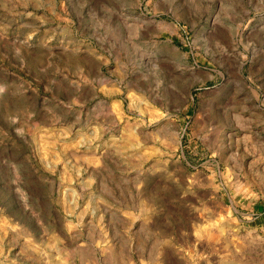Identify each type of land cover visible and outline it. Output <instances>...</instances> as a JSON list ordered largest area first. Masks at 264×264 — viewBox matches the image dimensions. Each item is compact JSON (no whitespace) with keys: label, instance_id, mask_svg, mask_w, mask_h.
Returning a JSON list of instances; mask_svg holds the SVG:
<instances>
[{"label":"rangeland","instance_id":"rangeland-1","mask_svg":"<svg viewBox=\"0 0 264 264\" xmlns=\"http://www.w3.org/2000/svg\"><path fill=\"white\" fill-rule=\"evenodd\" d=\"M0 264H264V0H0Z\"/></svg>","mask_w":264,"mask_h":264}]
</instances>
